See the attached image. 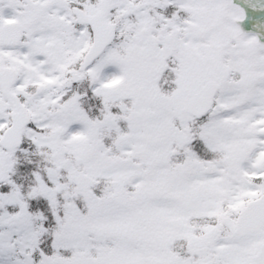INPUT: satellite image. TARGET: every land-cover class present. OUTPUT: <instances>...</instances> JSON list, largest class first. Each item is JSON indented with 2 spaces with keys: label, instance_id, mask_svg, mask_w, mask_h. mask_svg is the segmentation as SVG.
<instances>
[{
  "label": "snow or ice",
  "instance_id": "6c2138e0",
  "mask_svg": "<svg viewBox=\"0 0 264 264\" xmlns=\"http://www.w3.org/2000/svg\"><path fill=\"white\" fill-rule=\"evenodd\" d=\"M0 264H264V0H0Z\"/></svg>",
  "mask_w": 264,
  "mask_h": 264
}]
</instances>
